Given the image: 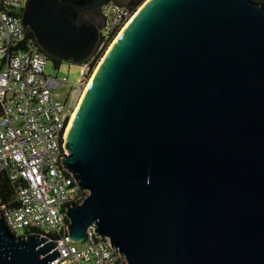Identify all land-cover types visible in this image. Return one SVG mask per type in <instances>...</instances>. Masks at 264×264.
Segmentation results:
<instances>
[{
  "label": "water",
  "instance_id": "obj_1",
  "mask_svg": "<svg viewBox=\"0 0 264 264\" xmlns=\"http://www.w3.org/2000/svg\"><path fill=\"white\" fill-rule=\"evenodd\" d=\"M128 0H27L20 23L46 56L95 52L85 15ZM62 166L85 191L66 208L125 264H264V6L145 0L96 69L66 133ZM0 264H49L53 241L13 236ZM96 235V236H97Z\"/></svg>",
  "mask_w": 264,
  "mask_h": 264
},
{
  "label": "built area",
  "instance_id": "obj_2",
  "mask_svg": "<svg viewBox=\"0 0 264 264\" xmlns=\"http://www.w3.org/2000/svg\"><path fill=\"white\" fill-rule=\"evenodd\" d=\"M26 2L0 0V184L6 181L15 192V204L0 200V217L16 238L32 232L53 241L58 257L49 264H125L109 239L93 228L80 243L67 232L66 208L81 203L86 192L61 164L68 156L65 138L98 61L78 64L74 85L67 77L47 74L46 55L35 41L25 40L20 23ZM98 10L94 53L103 56L136 9L110 2Z\"/></svg>",
  "mask_w": 264,
  "mask_h": 264
},
{
  "label": "trees",
  "instance_id": "obj_3",
  "mask_svg": "<svg viewBox=\"0 0 264 264\" xmlns=\"http://www.w3.org/2000/svg\"><path fill=\"white\" fill-rule=\"evenodd\" d=\"M144 1L145 0H131L130 3H132V5L130 7L135 9L136 7L140 6ZM251 1H253L254 3H260L261 5L264 6V0H251ZM21 13H22V11L20 12V15H21ZM98 14L99 13L97 11H95L93 13L92 17L95 18L93 20V23L95 21L100 22ZM98 22H95L94 24L97 26ZM25 40L34 41L33 34L31 32H26ZM23 48H24V46L21 47V49H23ZM101 54L102 53H93L91 55V57L89 58L88 61H90L92 66L96 65L97 61H99V58H101ZM46 57H47L48 61L53 63V66L55 68H58L61 61H59L57 59H53V57H49V56H46ZM14 194H15V192H14L13 187L10 184H8L6 181H3L2 185L0 184V200H1V202L5 203V204H9L10 202H13L15 204Z\"/></svg>",
  "mask_w": 264,
  "mask_h": 264
},
{
  "label": "rangeland",
  "instance_id": "obj_4",
  "mask_svg": "<svg viewBox=\"0 0 264 264\" xmlns=\"http://www.w3.org/2000/svg\"><path fill=\"white\" fill-rule=\"evenodd\" d=\"M131 5L132 3L128 2L127 7H130ZM141 5L136 7L135 9L137 10L139 7H141ZM95 22H98V21H95ZM101 58L99 60H101ZM79 69L80 68L78 64H69L68 62H65V61H61L58 68H55L53 66V63L47 60L45 72L52 76L67 77L70 85H74L77 83L79 76H80Z\"/></svg>",
  "mask_w": 264,
  "mask_h": 264
},
{
  "label": "bare ground",
  "instance_id": "obj_5",
  "mask_svg": "<svg viewBox=\"0 0 264 264\" xmlns=\"http://www.w3.org/2000/svg\"><path fill=\"white\" fill-rule=\"evenodd\" d=\"M141 6H142V5H141ZM140 8H141V7H139V8L136 10V13H137V11H138ZM136 13H135V14H136ZM135 14H134V15H135ZM122 31H123V30H122ZM122 31H121V32H122ZM110 46H111V45H110ZM109 48H110V47H109ZM109 48H108V50H109ZM108 50L106 51V54H107ZM104 55H105V54H104ZM101 60H102V58H101ZM101 60H99L96 69L98 68V66H99V64H100V62H101ZM96 69H94L93 75H94ZM93 75H92V77H93ZM92 77H91V79H90L88 85L90 84V82H91V80H92ZM88 85H87V86H88ZM87 86H86V87L84 88V90L82 91V95L80 96V99H79V101H78L77 104H76L75 111H74V115H73L72 118H71V121H70V123H69V127H70V125H71V122H72V120H73L75 114H76V111H77V108H78V106H79V103H80V101L82 100V97H83L84 94H85V91H86V89H87ZM69 127H68V129H67V132H68V130H69Z\"/></svg>",
  "mask_w": 264,
  "mask_h": 264
},
{
  "label": "flooded vegetation",
  "instance_id": "obj_6",
  "mask_svg": "<svg viewBox=\"0 0 264 264\" xmlns=\"http://www.w3.org/2000/svg\"><path fill=\"white\" fill-rule=\"evenodd\" d=\"M131 0H128V2H130ZM97 12L99 13V10H97ZM94 13V12H93ZM93 13L87 14L85 15L86 19L90 20L93 22V20L95 19L94 17H92ZM99 15V14H98Z\"/></svg>",
  "mask_w": 264,
  "mask_h": 264
}]
</instances>
